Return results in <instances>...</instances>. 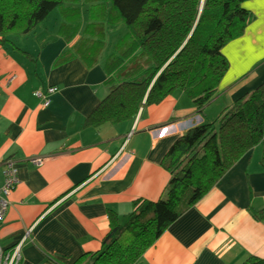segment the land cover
Listing matches in <instances>:
<instances>
[{
    "label": "crops",
    "instance_id": "obj_1",
    "mask_svg": "<svg viewBox=\"0 0 264 264\" xmlns=\"http://www.w3.org/2000/svg\"><path fill=\"white\" fill-rule=\"evenodd\" d=\"M242 7L253 19L221 51L228 69L211 101L217 103L213 114L206 107L197 114L177 91L141 108L132 122L86 128L84 120L109 92L104 64L110 45L94 65L75 52L62 59L79 36L69 43L54 25L13 40L32 59L0 46V183L6 163L18 177L0 222V247L10 249L24 239L21 264L79 259L89 264L109 231L108 211L122 224L135 202L163 197L171 177L164 159L175 139L193 125L212 121L264 82V0H247ZM50 87L56 91L46 99L37 96ZM260 153L258 145L237 161L167 227L138 264L264 259V223L252 215L264 209ZM33 157L45 161L36 166Z\"/></svg>",
    "mask_w": 264,
    "mask_h": 264
},
{
    "label": "trees",
    "instance_id": "obj_2",
    "mask_svg": "<svg viewBox=\"0 0 264 264\" xmlns=\"http://www.w3.org/2000/svg\"><path fill=\"white\" fill-rule=\"evenodd\" d=\"M78 1L0 0V46L9 45L32 59L13 40L44 26L56 11L61 20L55 25L67 42L81 33L62 59L75 52L94 65L110 45L104 64L109 92L84 120L86 128L132 122L141 108L158 105L177 91L202 113L228 69L223 47L240 37L253 19L242 7L247 0H204L201 8V0H83L80 8ZM119 23L124 32L105 39ZM258 145L264 172V82L215 120L193 125L175 139L164 159L171 177L163 197L135 202L122 224L108 211L109 231L89 264H138L171 223ZM252 215L264 223V209ZM241 264H264V259L250 256Z\"/></svg>",
    "mask_w": 264,
    "mask_h": 264
},
{
    "label": "built area",
    "instance_id": "obj_3",
    "mask_svg": "<svg viewBox=\"0 0 264 264\" xmlns=\"http://www.w3.org/2000/svg\"><path fill=\"white\" fill-rule=\"evenodd\" d=\"M55 88H49L46 94H51L55 91ZM37 93V92H36ZM46 94L41 92L37 93L38 97L46 99ZM46 104V103H45ZM45 159L40 157H33L31 163L36 166L43 164ZM3 181L0 183V222L3 221L7 207L8 200L12 189L18 183L17 170L11 163H6L5 169L2 171ZM24 239L20 240L16 245L10 249L4 250L0 247V264H21L22 254L21 247L23 245Z\"/></svg>",
    "mask_w": 264,
    "mask_h": 264
},
{
    "label": "rangeland",
    "instance_id": "obj_4",
    "mask_svg": "<svg viewBox=\"0 0 264 264\" xmlns=\"http://www.w3.org/2000/svg\"><path fill=\"white\" fill-rule=\"evenodd\" d=\"M202 2H204V0H201V6L200 8L202 7ZM78 5V7L80 8L81 6L84 7L85 4H84V1L83 0H79L78 3L76 4V6ZM82 18V17H81ZM86 17L84 16L82 18V21H85ZM61 20V16L59 15V13L56 11V12H53L49 15V17L47 18V20L43 23L44 26L46 27H51V26H54L57 22L59 23ZM109 33L105 35V39H109V40H113L115 39V37L120 33V35L124 32V24L123 23H119L115 26V28L112 29H109L108 31ZM81 33L79 32L78 35H80ZM107 40V41H109ZM108 52V48L106 47L103 52L100 54V58H104L105 55L107 54ZM219 103V102H218ZM217 105V103H210V106L206 107V109H208V114H213V113H217V109H215V106ZM205 114V113H204ZM216 119V118H215ZM213 119V120H215ZM212 120V121H213ZM216 126V124H215Z\"/></svg>",
    "mask_w": 264,
    "mask_h": 264
}]
</instances>
